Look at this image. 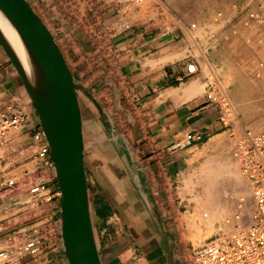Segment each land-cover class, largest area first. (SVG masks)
I'll return each mask as SVG.
<instances>
[{"label": "crops", "instance_id": "crops-1", "mask_svg": "<svg viewBox=\"0 0 264 264\" xmlns=\"http://www.w3.org/2000/svg\"><path fill=\"white\" fill-rule=\"evenodd\" d=\"M30 2L52 30L63 24L62 16L72 17L98 55L92 61L87 45L79 60L81 76L73 75L81 91L83 164L101 264H194L193 249L216 232L212 234V224L200 225L194 217L200 207L186 182L195 179L201 154L212 150L216 137L227 141L217 107L204 95L209 79L205 69L213 76L212 70L222 67L215 59L218 36L201 39L193 28L163 20L153 24L136 11L124 16L121 0ZM190 62L198 71L186 76ZM223 76L220 70L213 81L219 84ZM0 98L22 103L27 114V125L15 138L19 150L32 142V129L40 123L1 45ZM187 134H200L201 140L187 143ZM34 161L41 166L39 158ZM37 177L46 184L49 199L35 207L21 231L48 220L60 227L53 163L40 168ZM17 197L27 201L25 194ZM10 204L0 203L1 214L18 212L14 220L24 223L25 206L11 212ZM191 219L197 226L192 229ZM15 264L68 260L58 240Z\"/></svg>", "mask_w": 264, "mask_h": 264}, {"label": "built area", "instance_id": "built-area-1", "mask_svg": "<svg viewBox=\"0 0 264 264\" xmlns=\"http://www.w3.org/2000/svg\"><path fill=\"white\" fill-rule=\"evenodd\" d=\"M145 1L129 0L122 13L125 14L130 6ZM231 7L238 10L236 4H231ZM245 10L248 18L244 24H252L255 33L260 36L264 0H249ZM222 17V10H218L214 21L219 22ZM251 65L253 75L261 78L264 62L252 61ZM197 71L195 63L186 65V76H192ZM213 80L209 78L204 84V95L210 103L216 105L219 121L231 139V155L250 188L251 209L244 217L236 214L234 218H226L224 225L232 222L230 229L227 232L220 230L207 242L196 246L192 251L193 261L194 264H264V129L237 130L233 124L234 106L221 86ZM27 121L22 103L0 98V149L11 148L9 153L2 152L0 156L4 161L0 171V203L11 201L19 194L27 195L25 202L18 199L11 201L15 205L25 206L21 220L29 218L44 198L49 199L47 186L38 180L37 173L40 168L52 164L41 125L32 129V142L16 150L15 138L24 130ZM185 140L187 143L200 141L201 135L187 134ZM36 158L41 160V166L35 163ZM19 224L20 220H14L13 216L0 219V234L8 242V247L0 249V264L34 257L47 242L61 241L60 227H56L50 220L32 226L28 233L21 231Z\"/></svg>", "mask_w": 264, "mask_h": 264}, {"label": "rangeland", "instance_id": "rangeland-1", "mask_svg": "<svg viewBox=\"0 0 264 264\" xmlns=\"http://www.w3.org/2000/svg\"><path fill=\"white\" fill-rule=\"evenodd\" d=\"M121 1L123 3L119 6V9L124 16L131 11H136L139 17L148 18L153 24L163 20L169 26L176 23L188 30L193 28L194 34L201 39L204 37L215 39L218 36L215 59L221 63H219L222 65L220 70L224 75L219 85L234 106L233 124L239 131L264 129V73L261 78L255 77L251 65L252 61L261 60L264 62V10L262 34L258 36L252 24H244V21L248 18L245 7L249 0H146L142 4L130 6L125 14L122 11L129 0ZM231 4H236L238 10L232 9ZM218 10H222L223 13L219 24L214 22L215 13ZM65 17V24L70 25L72 31L66 32L65 24L52 31L60 43L70 70L72 73L81 76L79 60L82 54H85L82 45H91L92 61L97 60L98 55L93 52L92 44L87 41L79 24H76L72 17H68V15H65ZM74 30L80 31L81 34L75 36ZM220 70H212V76L206 68L205 73L213 80L214 74ZM76 90L77 94L81 95L78 87H76ZM226 136L227 141L218 136L212 150L202 152L195 173L192 175L195 179L186 182V189H190L191 192L195 190L194 201L200 207L199 212L194 214V217L200 220V225L212 224V234L218 233L220 230L227 232L232 222L225 226L226 218H234L236 214L244 217L251 209L249 185L241 175L238 163L231 155V139L227 132ZM10 151L11 148L9 150L0 149V156L3 155L2 152L7 154ZM1 159L0 171L4 163ZM229 163L231 164V170L237 173L238 180L230 179L227 176H219L212 184L213 169L216 166ZM17 199L22 201L24 197L12 198L11 201L15 202ZM16 206L21 207L13 203L9 205L11 212ZM212 208L216 209L215 217L212 215ZM18 214L17 212L12 215L16 216ZM3 217L8 216L1 214L0 211V219ZM29 220L28 217L23 220L24 223L21 224L22 226L20 225V229L28 226ZM189 224H191L190 229L197 227L192 219ZM31 227L29 226L28 229ZM26 229H22V231H25V233L29 231ZM6 247H8V242L0 234V249Z\"/></svg>", "mask_w": 264, "mask_h": 264}, {"label": "water", "instance_id": "water-1", "mask_svg": "<svg viewBox=\"0 0 264 264\" xmlns=\"http://www.w3.org/2000/svg\"><path fill=\"white\" fill-rule=\"evenodd\" d=\"M30 1L0 0V13L16 33L26 65L1 28L0 45L23 83L50 149L60 193L61 241L68 264H101L83 164L76 90L80 85L56 35ZM65 18L62 16L63 24ZM65 30L72 31V27L65 24ZM73 32L75 36L81 34Z\"/></svg>", "mask_w": 264, "mask_h": 264}, {"label": "bare ground", "instance_id": "bare-ground-1", "mask_svg": "<svg viewBox=\"0 0 264 264\" xmlns=\"http://www.w3.org/2000/svg\"><path fill=\"white\" fill-rule=\"evenodd\" d=\"M0 28L2 29V31L5 33L7 38L12 43L14 49L16 50L18 55L20 56V59H21L22 63H24V65H26L25 64V57H24V53H23V49H22V46L20 44V41H19L16 33L14 32L13 28L10 26L8 21L4 18V16L1 13H0ZM212 174H213L212 184L215 183L214 181L219 176H222V177L223 176H227L230 179L238 180V175H237V173L235 171L231 170V164L230 163L227 164V165L216 166L213 169ZM215 212H216V209L212 208V215H214ZM214 217H215V215H214Z\"/></svg>", "mask_w": 264, "mask_h": 264}]
</instances>
